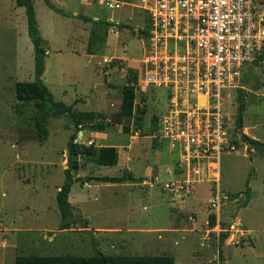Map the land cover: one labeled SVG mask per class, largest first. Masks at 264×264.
Masks as SVG:
<instances>
[{
    "label": "rangeland",
    "instance_id": "obj_1",
    "mask_svg": "<svg viewBox=\"0 0 264 264\" xmlns=\"http://www.w3.org/2000/svg\"><path fill=\"white\" fill-rule=\"evenodd\" d=\"M104 1L107 0H51L61 13L50 9L43 0H35L38 31L46 51L41 80L54 100L71 104L75 96L83 97L84 103L74 108L97 111L92 121L104 124L105 134L97 138L84 129L86 136L79 138L78 134V142L87 146L92 143L93 149L105 146L110 153L118 150L121 155L115 166H100L77 156L76 175L117 176L129 168L141 181L128 185L95 180L84 185L73 182L69 201L77 223L69 229L58 228L56 193L64 180L63 170L68 167L67 142L76 129L67 114L55 117L50 113L48 137L38 142L32 123L33 101H19L15 96L17 81L35 80L25 10L14 6L12 0H0V264H14L19 254L90 255L94 244L107 254H171L174 264H215L219 251L228 264H264V149L243 138L246 135L264 142V61L247 66L245 83L239 87L245 92L243 125L247 132L236 128L237 150L219 157V187L241 193L240 203L245 199L246 187L251 195L244 208L237 201L220 210L223 212L227 205V211L235 212L221 218L232 231L227 239L232 246H210L193 233L130 232L132 228L167 227L166 212L158 204L165 199L160 179L169 178L164 170L172 167L177 151L159 146L151 138L152 116L165 109V97L162 89L150 85L147 88L142 82L146 41L141 30L148 25V16L139 9L137 0H118L121 5L114 9L107 8ZM74 11L107 24L79 18L87 23L83 26L73 18ZM91 29L106 31V37L91 46L95 58L89 64L86 51ZM105 58L111 62H104ZM129 68L138 76L134 112L143 111L141 128L135 126L133 117L125 118L119 112ZM94 84L96 89L92 90ZM237 90H233L231 106L225 108L231 120L235 119ZM108 99L114 103L112 106ZM99 106L103 107L98 109ZM158 174L159 179L154 180ZM194 187L192 200H205L207 183ZM141 204L147 210H139ZM237 212L250 230L253 244L247 242L244 232L241 234Z\"/></svg>",
    "mask_w": 264,
    "mask_h": 264
},
{
    "label": "built area",
    "instance_id": "obj_2",
    "mask_svg": "<svg viewBox=\"0 0 264 264\" xmlns=\"http://www.w3.org/2000/svg\"><path fill=\"white\" fill-rule=\"evenodd\" d=\"M105 5L114 9L120 3ZM137 6L148 16L142 82L165 97L153 137L179 153V177L171 172L162 188L184 197L197 183H217L208 200L216 217L240 198L218 186L219 157L238 145L234 120L225 111L235 98L232 91L247 66L264 61V2L137 0Z\"/></svg>",
    "mask_w": 264,
    "mask_h": 264
},
{
    "label": "trees",
    "instance_id": "obj_3",
    "mask_svg": "<svg viewBox=\"0 0 264 264\" xmlns=\"http://www.w3.org/2000/svg\"><path fill=\"white\" fill-rule=\"evenodd\" d=\"M16 6L24 7L27 34L30 39L34 54V73L35 80L33 81H17L15 83V96L19 101H33L32 123L36 133L38 142H44L49 134L47 127V118L50 113L53 115L67 114L76 128V132L67 142V158L68 167L64 169V180L56 193V203L60 215L59 229H69L77 223V217L74 215L73 206L68 197L71 186L73 184V175L71 174V164L77 160V156H84L87 161H92L100 166H115L118 162V153L116 151L109 152L108 148L103 146L98 149L92 148V143L87 146L84 143L77 141L78 130H83L86 127L90 131L104 132L106 127L104 124L92 120V113L78 112L74 110V104L78 100H74L71 104H65L61 101H56L47 85L41 80V75L44 69V55L46 53L42 39L39 35L37 20L34 10V0H14ZM46 5L57 12L62 11L56 8L50 0H43ZM80 18L92 21L93 24H107L105 21L96 19L93 20L84 15H79ZM119 26L123 27V24ZM100 29H91L87 44V53H91V46L97 42H101L106 37V31ZM146 29H142L141 33L146 34ZM261 58L264 60V53ZM243 80V83H245ZM138 82L137 73L129 68L127 70V81L122 87L121 103L119 106L120 114L125 117H133V122L136 127L141 128L143 125V111L134 112V101L136 99L135 85ZM236 107H235V128L241 129L243 126V113L245 110V92L242 88L237 90ZM89 123V124H88ZM158 116L153 115L151 119V131L157 128ZM243 138L250 145L261 147L264 149V142L252 139L243 135ZM96 180L101 182L122 183L126 181H136L129 172H124L118 176H88L83 178L80 183ZM245 199L242 203L244 206L249 200V188L243 191ZM237 195L238 193H233ZM215 215L209 216V224L213 225ZM226 233H222L221 240L225 238ZM93 253L90 255L78 254H19L14 259V264H174L172 255H126V254H107L99 249L95 244L92 248Z\"/></svg>",
    "mask_w": 264,
    "mask_h": 264
},
{
    "label": "crops",
    "instance_id": "obj_4",
    "mask_svg": "<svg viewBox=\"0 0 264 264\" xmlns=\"http://www.w3.org/2000/svg\"><path fill=\"white\" fill-rule=\"evenodd\" d=\"M51 1V0H50ZM108 1V0H107ZM112 1H117L120 3V1L118 0H112ZM106 1H104L105 3ZM12 4L15 5V1L12 0ZM34 5L36 6L35 4V0H34ZM121 5V3H120ZM48 6V5H47ZM55 6V5H54ZM106 6V5H105ZM17 7H21V6H17ZM49 7V6H48ZM56 7V6H55ZM107 7V6H106ZM120 7V6H119ZM24 8V7H23ZM50 8V7H49ZM108 8V7H107ZM52 9V8H50ZM110 9V8H109ZM25 10V9H24ZM35 10V9H34ZM79 15H80V12H72V16L73 18H76V21L78 23H80L81 25L85 26L87 23L86 22H83L82 20H80L79 18ZM85 16V15H84ZM93 20H96L94 19L93 17H91ZM36 20L38 21L37 19V14H36ZM117 25V24H115ZM37 26L39 28V23L37 22ZM143 41H144V37H143ZM143 48L145 50V42H144V45H143ZM92 53V52H91ZM91 53H87L86 51V56L88 57L87 59V62L89 64L92 63V59L95 58V56ZM145 56V55H144ZM105 59H108V58H105ZM104 59V60H105ZM110 59V58H109ZM142 61V60H141ZM95 63V62H94ZM94 64L92 65V68H93ZM251 68V67H249ZM245 76H246V72L243 74L241 80H240V86L242 85L243 83V80L245 79ZM239 86V87H240ZM238 87V88H239ZM237 88V89H238ZM93 89H96V85L94 84L92 86V90ZM139 89V88H138ZM139 91H141L139 89ZM234 92L236 93V91L234 90ZM232 95H233V91H232ZM121 96H122V93H121ZM78 100L77 103H75L74 105L77 106L81 103H84V98L83 97H77L75 96V98L73 99L74 100ZM99 98L95 97V100L99 101L98 100ZM72 101V102H73ZM107 102V101H106ZM109 99H108V103H109ZM120 103H121V100H120ZM98 104V103H97ZM107 104V103H106ZM114 103L110 102L109 105L112 106ZM105 107V105H103ZM103 106H99L98 109L102 108ZM120 106V105H119ZM74 108V107H73ZM97 109V110H98ZM75 111H78V112H89V113H92V115H94L95 113H97V111H93V110H87V111H80V110H77L74 108ZM163 111H160L159 113H156L155 115H157L159 117V115L162 113ZM94 113V114H93ZM53 116H57V115H53ZM61 116V115H59ZM97 122H99L98 120H95ZM95 121H90V122H95ZM72 122V121H71ZM73 124V123H72ZM89 124V123H88ZM74 126V124H73ZM75 128V126H74ZM76 129V128H75ZM84 129H87L86 127L83 128ZM157 129V128H156ZM156 129L152 130L153 134L154 132L156 131ZM83 130H78L77 132V135L79 134V138H82L86 135L83 134ZM88 130V129H87ZM242 130L246 131V127L243 125L242 126ZM76 132V131H75ZM90 134H92L93 136L97 137L99 136L100 134H105V131L104 132H94V131H90ZM247 132V131H246ZM87 136H89V134H87ZM102 136V135H101ZM97 138H100V137H97ZM102 138V137H101ZM151 138H153L154 142L161 146V145H166L167 148L170 150V151H177L175 149H171L169 144L166 142V141H162V142H158L154 137L153 135H151ZM253 139V138H252ZM257 140V139H256ZM43 143V142H42ZM101 146V145H100ZM112 149H116L115 146H111ZM118 153V161L121 157L119 151L117 150L116 151ZM178 158H179V153L177 151V159L176 160H173V164H172V167H168L166 168L164 171L167 172L169 174V178H165V179H160V185H161V190L163 189L162 188V181H166V180H169L171 178H173V176L171 177V172L175 173V177H179V171H178V168H177V161H178ZM68 159V158H67ZM85 159V158H84ZM118 163V162H117ZM67 168V167H66ZM64 168V169H66ZM64 171V170H63ZM124 172H129L133 175L134 178L138 179L136 181H126V182H122V184H130L131 182H139L141 181L140 177H137L135 176L133 173H132V170L127 168L126 171ZM123 172V173H124ZM64 173V172H63ZM121 175V174H120ZM152 175V174H151ZM159 175H154V180H158L159 179ZM96 176H102V175H98L96 174ZM103 176H107V175H103ZM118 176V175H117ZM82 177H88L87 175H82ZM96 181V180H95ZM89 182V181H88ZM88 182H84L82 185H84L85 183L88 184ZM99 182V181H97ZM101 182V181H100ZM90 183V182H89ZM105 183H114V182H105ZM202 183H207L208 185V196L205 200H202V201H195V200H192L193 198V194L194 192L196 191L195 189V185L193 186V189L190 191V193L186 194L184 197H180L179 195H176L178 198H173L174 196H172L171 194L167 193L166 191L163 192V195H165V199L163 201H160L158 204L160 206L163 207L164 211L166 212V220H167V227L166 228H162V227H158V228H147V229H142V228H132V229H128V230H131L130 232H137L139 230H142V231H161V232H167L168 234H172V235H176V234H183V233H193L197 236V238L201 241L203 239V241H201V243L203 242H208L207 244L208 245H213V246H221L222 244H228V238L230 237L229 235H231V230H228L227 227H225V224H222L223 221H222V217L226 216V213L231 217V215L235 212H230L231 210L228 209V211L226 210V208L228 207L227 205L224 206L223 208V212L219 211L217 214L218 216L215 217V222L213 225H210L209 224V216L210 215H215V213L211 212V210L209 209V206H208V200L209 198L211 197V195L214 193V190H215V187L217 186V183H213V182H202ZM198 184V183H197ZM218 186H219V182H218ZM60 187V186H59ZM59 187L57 188V191L59 190ZM72 187V186H71ZM71 190V189H70ZM114 191V190H112ZM250 192V191H249ZM193 193V194H192ZM231 193H235V192H231ZM239 193V192H237ZM241 194V193H239ZM69 199V197H68ZM250 199H251V195L249 193V200L248 202L242 206V203L244 202H241L239 201L240 203V206L241 208H244L246 207L249 203H250ZM231 203V202H230ZM228 203V205L230 204ZM139 210L141 211H145L147 210V206L141 204L140 206L137 207ZM59 212V211H58ZM188 215V219L190 221H187V215ZM233 216V215H232ZM190 217V218H189ZM236 220L237 222L239 223V227L236 226V228H240V230H242L241 234L244 232V234H246V237L247 238V242L249 244H253L252 242V238L250 236V233H249V229L245 228V225L242 223L240 217L238 216V212L236 213ZM227 223V222H225ZM233 223V222H231ZM222 224V225H221ZM230 224V223H229ZM235 224V222H234ZM241 225L244 227L243 229L241 228ZM233 228H234V225H233ZM232 229V228H231ZM211 230V232H210ZM222 230V231H221ZM239 231V229H237ZM246 231V232H245ZM210 232V236H208V233ZM222 233H226V236L225 238H223V240H221V235ZM208 236V237H207ZM158 238H160V235H158ZM207 238V240H206ZM233 238H234V235H233ZM230 243H232L231 241L229 242V246H232L230 245ZM243 245V244H242ZM237 246V245H236ZM116 254H126V255H142V254H138V253H135V254H130V253H126V252H123V253H116ZM163 254H166V253H163ZM147 255H150V256H156V255H162V254H147ZM166 255H171V254H166ZM174 257V256H173ZM174 263H175V260H174ZM215 264H228V260L222 255V252L219 251L218 252V255H217V258L215 259L214 261Z\"/></svg>",
    "mask_w": 264,
    "mask_h": 264
},
{
    "label": "water",
    "instance_id": "obj_5",
    "mask_svg": "<svg viewBox=\"0 0 264 264\" xmlns=\"http://www.w3.org/2000/svg\"><path fill=\"white\" fill-rule=\"evenodd\" d=\"M76 161H73L71 164V174L73 175V182L81 181L84 177L77 176V166L75 165Z\"/></svg>",
    "mask_w": 264,
    "mask_h": 264
}]
</instances>
